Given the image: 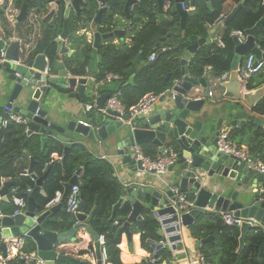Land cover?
Instances as JSON below:
<instances>
[{
	"label": "water",
	"instance_id": "obj_1",
	"mask_svg": "<svg viewBox=\"0 0 264 264\" xmlns=\"http://www.w3.org/2000/svg\"><path fill=\"white\" fill-rule=\"evenodd\" d=\"M63 1L64 22L61 32L54 38L55 50L51 57L46 52L22 48L20 41L14 38L11 31H4L0 36V49L4 50V57L0 61V127L8 109L25 116L28 119L30 132L39 135L43 148L51 141L61 145L63 166L73 144L85 148L80 141L81 138L95 144L109 141L116 147L117 154L122 156L123 162H130L133 159V155L127 154L128 145L152 143L159 150L164 149L165 146L176 147L178 159L169 170L172 177L177 179L179 190L190 198L188 199L191 205L183 210L177 209L173 203L172 186L149 184L147 189H144L142 185L134 184L127 187L125 193H121L112 206L111 219L121 207H128V212L117 233L123 230L130 239V225L141 218L142 213L147 212L159 222V236L171 245L173 251H176V243L187 237L185 228L196 225L203 216L232 212L235 218L240 219L237 225L239 229L237 253H240L246 235L251 229L261 230L264 233V173L247 169L246 164L234 155L219 151L217 141L220 131L227 125H232L234 129L245 122H252L264 131V116L253 111L257 103L264 98V77L256 81H243L239 79L236 71L237 66L248 53L255 54L257 58H264V54L255 44V38L264 24V19L261 18L252 28L245 31L244 41L240 42L236 36H233L234 55L228 71L220 74L209 71L206 74L214 77L215 81L222 73L228 72L227 77L216 84L220 93L217 100L226 103L229 109L227 118L210 116L214 110L205 107V97L198 98L201 88L197 86L203 88L207 86L206 75L195 78L187 73L188 61L206 42V38L201 37L186 47L180 59L181 78L159 97L154 112L139 115L133 119L132 124H128L129 115L110 109L103 110L111 90L110 87L103 88L104 83L100 84L96 79L97 72L93 58L89 59L83 75L73 73L68 62L63 60L62 55L69 51L65 42L75 40L79 35L69 29L67 21L69 12L73 9L79 15L85 8L86 0ZM153 1L159 20L168 19L163 17L168 10L177 13L181 23L185 22L188 15L194 14V10L181 8L185 0ZM188 1L193 5L195 0ZM204 1L208 7H211L210 0ZM242 3L237 4L221 24H227ZM96 4V16L91 21L84 22L83 27L80 28V24L77 26L83 29L82 35L88 43H92L94 49H97L99 43L113 37L124 38L123 24L121 19L118 20L120 18L118 13L112 14V19L117 21L118 27L108 32L99 29L104 26L100 25L103 13L111 11L117 4L123 6L125 14H129L136 5L146 7L145 0H96ZM5 10L6 4L0 8V13ZM25 11L26 7L23 6L18 20L24 19ZM70 56L67 55V58ZM100 59L101 57L98 56V61ZM137 62H139L138 57ZM168 78L169 74L166 75L165 82ZM250 86L252 87L249 88ZM74 97L92 106L95 105L97 113L91 112V117L86 120L87 124L81 122L75 114L71 117L64 115L62 99ZM33 163L34 160L31 158L27 173L34 180V187L21 191L27 200L25 211L13 214L0 206V259L6 255L8 239L25 234L32 241L34 247L32 252L39 259L55 264L77 261L65 253L66 243L74 241L76 233L85 231L95 240L100 263L98 233L90 223L95 208L88 216L78 211L71 213V226L65 230H62V218L55 215L56 210L62 208L68 186L76 181V177L73 176L65 186L60 202L48 208L45 204L36 203L34 200L36 194L46 196L41 186L47 172L42 176H36L32 169ZM16 184V181L3 182L0 186V196H5L8 189ZM3 200L8 202L7 198ZM223 228L228 232L231 231V226L227 224H224ZM190 236H192L191 229ZM211 238L212 236L196 241V246ZM165 242H153V244L162 247ZM263 248L264 238L259 253ZM23 262L19 260V264ZM0 264H2L1 260ZM166 264H169V261H166Z\"/></svg>",
	"mask_w": 264,
	"mask_h": 264
},
{
	"label": "trees",
	"instance_id": "obj_2",
	"mask_svg": "<svg viewBox=\"0 0 264 264\" xmlns=\"http://www.w3.org/2000/svg\"><path fill=\"white\" fill-rule=\"evenodd\" d=\"M50 1H56L58 3L59 16L50 24H46L42 39L35 47V51L46 52L51 57L55 50L54 38L60 32L64 22V2L62 0H35L39 8L44 7ZM224 1L225 0H211L213 10L209 12L205 6L204 0H195L193 5L196 13L191 16L187 25L182 30V33L171 34L170 37L173 38V43L170 41L167 42L166 37L173 27H178L180 19L177 13H171L170 10H168L167 13L171 16V22L158 26L155 24V5L153 0H145V8L138 5L134 6L132 11L127 15L123 12V6L117 4L111 11L102 14L100 25L104 26L99 29L102 32H108L117 26V21L112 19L113 13L124 16V19L128 22H136L144 18L145 20L142 22L143 26L131 38L130 46L126 49H120L112 43V39H108L99 43L97 49H94L92 45L85 40V36L80 35L77 36L75 40H72L78 47V53L66 59V61L69 66H71V71L73 73L83 75L86 72L89 59L96 53L100 54L101 61L96 79L101 80L109 73L119 75L122 79L118 81L122 94L121 103L128 109L135 105L144 94L150 92L161 94L171 86L174 79L181 78L180 59L186 47L195 43L198 38L206 35V25L212 24L218 19L219 15L222 13V4ZM233 1L239 3L242 0ZM243 1L242 7L236 12L234 17L223 26L220 36L223 47L218 50L210 44H203L188 61V74L195 78L200 77L204 72L205 65H212V71L217 74L229 69L230 58L233 55L235 47L231 32L242 31L245 33L246 30L252 28L261 18L264 19V0ZM23 3L22 0H15L14 5L16 7H21ZM96 11V0H86L85 8L76 16V21L84 26V22H89L94 18ZM77 26L78 25L72 27V31L75 30ZM4 30L5 32L9 31L8 29ZM256 42L259 48L264 49V24L257 33ZM153 52L155 53V59L153 60V65H151L146 60ZM137 57L139 58V62H136ZM167 74H169V78L167 82H165ZM132 76L134 82L133 84H128L127 82ZM263 76L257 77L258 79H256L259 80ZM249 81L255 80L250 78ZM251 87L252 86L249 88ZM253 111L258 115L264 116V98L257 103ZM90 112L91 111L87 114L86 119L91 117ZM229 137L230 139L240 140V142H247L251 149L260 153V158L264 162V131L261 127L255 126L252 122H245L240 127L232 129ZM1 138L0 176H14L16 171L14 158L18 153H21L22 149H26L32 156H37L35 149H39V153H41V155L43 154V156L42 160L35 164L34 170L41 176L47 172L45 179H50L48 169L42 172L43 165L45 161L49 160L52 152L61 153L60 144L51 141L48 143L45 152H41L40 138L27 136L24 133V127L22 125L13 123L1 129L0 139ZM141 148L146 155L154 156L156 154V148L153 144H143ZM173 148L177 151L176 147L173 146ZM90 159L86 149L78 144H73L71 146L70 152L66 157V174L68 181L80 167L84 169L81 179L77 182L80 187L78 211H89L90 206H92L93 197L96 194L94 188L96 182L95 177H88V174L92 172L93 165L96 166L97 163L93 161V159ZM118 188L116 187L114 192H109L106 195L104 204L96 209L91 221L92 227L98 232L103 233L107 262L111 264H122L119 258L120 250L117 246L119 238L115 235L116 229L111 225V222L117 217L124 221L125 215L128 212V207L124 206L117 211L115 218L110 219L106 215V206L109 203L114 204L121 194V189L120 187ZM54 193L51 198L54 196ZM49 200H46L44 204ZM57 214L56 216L63 220L62 230L68 229L71 226L70 214L66 212L65 209L64 211L59 210ZM143 214L145 215L144 219L137 223L135 228V231L140 233L142 244H144L147 238L158 237L155 219L150 213L144 212ZM190 229L192 235L195 233L196 229L198 231L196 226H192ZM238 236L239 229L237 225L231 226V231L224 233L221 240L222 253L219 264H264V249L261 255L258 256L264 233L261 230L251 229L246 235L244 248L240 254L236 253ZM33 250V243L27 238L25 246H22V251L30 253ZM7 264L15 263L8 262ZM56 264H59V262Z\"/></svg>",
	"mask_w": 264,
	"mask_h": 264
},
{
	"label": "crops",
	"instance_id": "obj_3",
	"mask_svg": "<svg viewBox=\"0 0 264 264\" xmlns=\"http://www.w3.org/2000/svg\"><path fill=\"white\" fill-rule=\"evenodd\" d=\"M22 1L24 2L22 6L16 7L14 5L15 0H0V8L6 4V10L0 13V36L3 35L5 31L4 29H8L9 31L12 32L14 38H17L20 41L22 48L29 49V50H35V47L37 46L39 41L42 39L46 24L47 23L50 24L54 19L57 18V16H59V5L56 1H50L44 7L39 8L37 7L35 0H22ZM241 2H244V1L242 0ZM204 3L206 4L205 6L207 10L211 12L213 10L211 0H210L211 7H208L205 1ZM239 3H235L233 0H225L224 3L222 4V13L219 15V17L222 16L221 20H223L225 16H227L232 11V9ZM154 5H155V2H154ZM23 6L26 7L25 17L23 20H18V16ZM64 7H65V3H64ZM181 8L183 10H194V14L196 13L194 5L189 4L188 0H185L181 4ZM154 11H155V24L156 25L162 26L163 24H167L171 22V16L166 11L163 14V17L164 18L167 17L168 18L167 20H164V19L159 20L158 18L159 14L157 13L156 5H155ZM123 12H124V9H123ZM63 14H64V10H63ZM194 14L188 15L184 23H181V21H179L178 27L176 28L173 27V29L169 31L168 33L169 35L166 37V41L167 42L170 41L173 43L174 42L173 38L170 37L171 34L182 33V30L185 28L189 19ZM77 15L78 14H76V12L72 9L69 12V19L67 21L69 22V29L71 30V32H77L79 34L78 36H80L84 34L83 29H80L81 27H83V25L79 26L80 28L76 27V29L72 31V27L79 25V23L76 21ZM120 19L123 24L122 29L124 30V36H123L124 38L118 39L116 37H113L112 43H114L120 49H126L130 46L131 38L143 26L142 22L145 19L143 18V19H140V21H136V22H128L126 21V19H124V16H121V15H120V18H118V20L120 21ZM179 19H180V16H179ZM214 22L212 24L206 25V35L204 36L206 38L205 43L210 44L219 50L223 47L220 45V36H221L224 25L221 23L215 24ZM118 26L119 25H117L116 27ZM77 29H80V31H77ZM58 34L56 35V37L58 36ZM245 38H246V35H245ZM256 38H255V44L258 45L256 42ZM90 40L92 41V39ZM90 44L92 45L91 42ZM65 46L69 49V51L62 55L63 60L68 59L67 55L69 54L71 55L70 57H73L74 55L78 53V47L77 45H75V43H73L72 40L66 41ZM233 55H234V52H233ZM98 56H100V54L96 53L92 57L94 59L96 72H98V68H99L100 61H101V59L100 61H98ZM232 57L230 58V62H231ZM245 57L246 55L243 57V60L245 59ZM146 61L148 63L153 62L149 60V57L147 58ZM136 62H137V59H136ZM209 71H212V65H205L204 72L198 78L204 77ZM225 71H228V69ZM263 75H264V69L261 72L253 75L251 79L256 81L258 79L257 77H261ZM120 80L122 79L121 78L113 79L110 82L102 84V86L103 88L110 87L111 93L112 92L118 93L119 100L121 101L122 94H121V89L118 85V81ZM176 80L178 79H174L172 81V84H174ZM213 81H214V77L206 75L207 86L205 88H203L200 85L197 86V88H201L199 98L201 96L205 97V107H209V108L211 107L214 110V112L210 116L225 119L229 115V109H227L226 103H223L217 100L220 97L219 91H217L214 97L212 98L206 97V92L211 89V86L213 85ZM133 82H134V78L132 76L131 80L129 78L127 83L133 84ZM87 88H89V86ZM62 101L64 103L63 109H64L65 116L71 117V115L75 114L78 116L79 120H82V121L87 120L86 118H87V114L89 113V111L85 110V105L88 103H86L85 101L79 100L76 97L66 98L64 100L62 99ZM155 104L150 108L148 113L154 112ZM90 111L93 112V114L97 113V110L95 109L94 104ZM13 124H16V123H13ZM16 125H19V124H16ZM2 128L3 127H0V134H1ZM232 129H233L232 125H227L220 131V134L230 135V132ZM32 136L40 138L39 135H36V134H33V135L31 134L30 137ZM80 141L84 144L85 149L89 154V157L93 159V161H96L97 163L96 166L93 165V168H92L93 170H91L92 172L91 173L89 172L88 174V177L90 176L95 177V181L97 182V183L95 182L94 184L96 194L93 197L92 206H90V210L86 212L77 210L78 212L83 213L86 216H88L89 213L92 212V210H94V208H95L94 212L96 211L97 208H100V206L104 204V198L106 197V195L109 192L110 193L114 192L116 187L117 188L120 187L121 193L124 194L125 189L134 184L142 185L144 189H147V186L149 184H154L158 186H164V185L177 186L178 185L177 179L172 177V174L169 168L167 169L166 173L160 176H157L152 173H147L143 176L137 175L134 159H132L130 162L129 161L123 162L122 156L117 154L116 147L113 146L109 141L100 142L99 144H95L94 142H91L84 138H81ZM232 141L235 144L244 148V150L247 153H249V155L252 158L264 164V162L260 158V153L255 152L253 149H251L247 142H244V141L240 142V140H236V139L235 140L232 139ZM144 144H152V143H144ZM47 145L48 144H46L45 148H43L41 146V141H40L41 152H45V150L47 149ZM134 146L128 145L126 147L128 151L127 153L128 155H133ZM155 148H156L155 150L157 154L159 152V148L156 145H155ZM35 153L37 154V156H32L29 152L26 151V149H22L21 153H18L16 157L14 158V166L16 170L14 176H5V175L0 176V186H2L3 182H6V181H16L17 182L16 186H12L11 188L8 189L7 194L5 196H0L1 208L7 209L11 213H13L14 205L11 201L13 190H16L17 194L23 196L26 199V197L21 194V191L26 188L28 189V188L34 187V184H35L34 180L27 173L29 166H30L31 158L34 160V163L32 166L33 172L36 174V176H41L35 172L34 166L36 163L42 160L43 154L41 155V153H39V149H35ZM45 166H46V171L47 169L49 170L50 179H44V181L42 182L41 190L45 192L46 196H42L41 194H36L34 197V200L36 203H42V204H44L46 200H49L55 191L59 190V191H62L63 193L65 190V186L70 181V180L69 181L67 180L66 163H65V166H63L62 161H61V153L52 152L50 154L49 160L44 162L42 172L44 171ZM72 177L73 175L70 177V179ZM3 198H7L8 202H4ZM64 204L61 209L56 210L55 215L58 213L59 210L64 211L65 209ZM111 204L112 203H109L106 206V210H107L106 215L109 218L111 216L112 206H113V204L112 206ZM94 212H93V215H94ZM144 216L145 215L142 213L141 218L135 220L130 225V228H129L130 234H131L130 239L128 238V236L123 230H120L117 233L118 228L122 225V222H123L121 218L114 217L115 219L111 222V225L116 229L115 235L118 236L119 238V242L117 246L120 250L119 258L122 264H166V261H169V264H188L191 259L197 258L198 256H201V255H203L206 258V261L208 264H219V260H220L221 253H222L221 240L223 238L224 233H228V231L223 228V225L225 223L223 221L222 213H213L211 215L203 216L198 221V223L194 225L198 228V231L196 229L195 233L192 236H190V228L192 226L185 228L184 232L186 233L185 235H187V237H184L183 241L176 243V251H173L171 248V245L167 244L165 240L159 236L158 233L160 231V224L155 219V217L153 218L155 219L157 223L156 233L158 237L147 238L144 241V244H142L140 233L138 231H135V228H136V224L141 222L144 219ZM95 232L98 233V240L100 244V254H101V248L102 246H104V243L102 244L100 240V236H103V233L98 232L97 230H95ZM210 236H212L211 239H208L204 243H199L196 246V241L205 240L206 238H209ZM74 237H75L74 241H68L66 243L67 249L65 253L71 256L72 258L76 259L77 261L71 260V261H68L67 264H111L110 262L103 263L101 256H100L101 262L99 263V258H98V254H97V250L95 246V240L88 232L80 231L76 233ZM103 239H104V236H103ZM26 240H27V237H25L23 246H25ZM162 241L165 242L162 247L160 246L156 247L153 244V242H162ZM236 253H237V250H236ZM240 253H237V254H240ZM261 253H259L258 251V256H260ZM9 262L19 264V261H16L15 259L10 260ZM45 264H55V263L45 262ZM59 264H64V263L59 262Z\"/></svg>",
	"mask_w": 264,
	"mask_h": 264
},
{
	"label": "built area",
	"instance_id": "obj_4",
	"mask_svg": "<svg viewBox=\"0 0 264 264\" xmlns=\"http://www.w3.org/2000/svg\"><path fill=\"white\" fill-rule=\"evenodd\" d=\"M222 16L216 19L214 22L221 23ZM231 35L236 36L238 41L242 42L245 38V33L242 31H232ZM220 45L223 46V43L220 39ZM259 48V47H258ZM261 53L264 54V49L259 48ZM4 57V50L0 49V61ZM155 59V53H151L149 55V60L153 61ZM264 69V58H257L255 54L248 53L245 59L237 66V74L240 80L246 81L249 80L253 75L261 72ZM228 72L222 73L215 81H213V85L211 89L206 92V97H214L216 94L217 82L227 77ZM113 79H120V76L117 74L109 73L103 79L100 80V83H107L112 81ZM177 82V80H176ZM164 93V92H163ZM155 94L153 92L144 94L140 100L133 106L128 109L121 103L119 100V94L112 92L109 98L105 101L103 110H114L120 114L129 115V119L127 121L128 124H132L133 119L142 114H147L150 108L158 101L159 97L163 94ZM220 94V93H219ZM199 98V97H198ZM91 104L85 105V110L90 111L92 109ZM37 111V110H36ZM37 113V112H36ZM84 124H87L86 121H82ZM10 123H16L22 125L24 127V133L27 136H30L32 133L28 128V119L20 115L18 113L12 112L11 109H8V113L1 120V127L5 128ZM2 138L0 139V142ZM218 150L223 151L227 154H232L238 159H240L243 163L246 164L247 168L255 169L264 173V164L256 159L252 158L249 153H247L244 148L235 144L227 134H220L218 136ZM133 159L135 162L136 173L139 176H143L147 173H152L157 176L163 175L166 173L167 169L172 166L178 159V153L173 147H165L162 150H159L157 154L154 156H149L144 153L140 145L134 146L133 151ZM46 170V166L44 167V171ZM83 167H80L78 171L74 173L76 177V181L73 182L68 188V192L65 198V210L68 213H73L77 211L78 205L80 203V187L77 183L82 175H83ZM30 190V188H28ZM171 190L174 195L173 203L177 209H185L191 202L188 199V195L184 192H181L177 186H172ZM62 191H55L54 196L45 204L46 207H50L54 204L60 202L62 197ZM11 201L14 205L13 214H17L23 212L26 208V199L17 194L16 190H13ZM223 221L225 224L229 226L238 225L240 223V219L235 218L232 212H224L222 213ZM25 234H21L17 237L8 239L6 241V255L2 257L0 260L2 264H7L10 260L15 259L16 261L23 260V264H45V261L36 257L33 252L26 253L22 251V246L25 241ZM100 240L102 244L104 243L103 236H100ZM101 259L103 263L107 262V253L104 246L101 248ZM188 264H208L206 258L201 255L197 258L191 259Z\"/></svg>",
	"mask_w": 264,
	"mask_h": 264
}]
</instances>
